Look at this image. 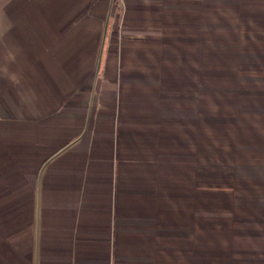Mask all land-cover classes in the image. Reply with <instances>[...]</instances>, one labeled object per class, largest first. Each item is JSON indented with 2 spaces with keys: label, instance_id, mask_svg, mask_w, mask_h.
<instances>
[{
  "label": "crops",
  "instance_id": "obj_1",
  "mask_svg": "<svg viewBox=\"0 0 264 264\" xmlns=\"http://www.w3.org/2000/svg\"><path fill=\"white\" fill-rule=\"evenodd\" d=\"M0 264H264V0H0Z\"/></svg>",
  "mask_w": 264,
  "mask_h": 264
}]
</instances>
